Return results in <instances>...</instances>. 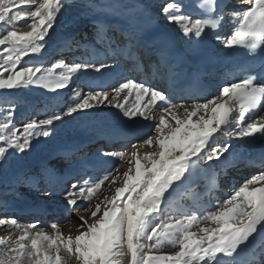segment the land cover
<instances>
[{
  "label": "snow or ice",
  "instance_id": "6c2138e0",
  "mask_svg": "<svg viewBox=\"0 0 264 264\" xmlns=\"http://www.w3.org/2000/svg\"><path fill=\"white\" fill-rule=\"evenodd\" d=\"M68 3L0 0V89L36 85L57 92L69 88L77 74L119 75L123 64L141 68L146 59L157 76L175 81L186 67L208 58L210 34L226 49L242 48L253 59L264 57V0H241L242 10L231 11L229 0H161L155 11L147 3L86 0L85 7L93 13V43L71 63L61 60L48 68L32 62L31 56L45 49L46 37ZM159 17L178 26L187 47L159 28ZM20 21L30 30L21 31ZM225 24L230 26L228 35L221 34ZM125 90L128 94L120 103ZM133 94L136 103L129 106ZM174 95V90L147 79L124 78L111 94L77 92L75 103L57 105L44 118L23 122L22 130L14 122V106L0 114V168L16 153L29 150L35 137L50 136L57 122L105 102L128 121L151 122L150 133L136 137L130 153H98L99 163L117 162L100 177L80 176L66 186L69 182L57 169L44 165L40 175L46 178L45 186L40 188L38 177L17 176L14 184H30L46 196L59 192L65 214L81 209L87 215L77 212L76 233L67 235L59 222L45 230L38 227L39 220L25 225L15 216H0V228L6 231L0 236V264H264V153L242 160L233 150L234 139L264 135V115L258 114L264 111V64L224 83L218 95L203 102L192 97L190 106L177 104ZM73 154L68 150L65 160L76 171ZM241 161L252 166L258 161L260 170L226 198L203 205L204 193L195 187L199 174L211 172L206 185L210 197L218 175L211 162L227 175L228 167ZM204 162H209L208 169L200 167ZM106 182L112 194L101 199ZM117 182L120 186L113 187ZM184 199H191V205L186 207ZM168 248L177 250L158 254Z\"/></svg>",
  "mask_w": 264,
  "mask_h": 264
},
{
  "label": "bare ground",
  "instance_id": "6f19581e",
  "mask_svg": "<svg viewBox=\"0 0 264 264\" xmlns=\"http://www.w3.org/2000/svg\"><path fill=\"white\" fill-rule=\"evenodd\" d=\"M103 2L107 3H118V4H127V5H144L151 4L153 5V11L156 10V6L161 2V0H103ZM93 13L90 12L86 7L84 2H77L75 0L69 1L64 9H62L61 13L58 15L53 28L50 30L49 37H46V47L45 49L39 53L31 56V61L35 63H45L47 58H49L54 52H59L62 50H67V53L74 49L77 51L73 54V58H77L78 55H81L84 52V46H86L79 39V32L87 25H93L92 21ZM158 26L164 32H172L173 34L178 35L182 38V34L180 33L178 26L175 24H169L163 17L158 18ZM21 31L30 30L29 24L25 21L18 22L17 25ZM93 27V26H92ZM224 31V32H223ZM91 32V30H90ZM222 35L230 34V26L225 24L221 30ZM92 40V39H90ZM185 40V39H184ZM70 41L73 42L70 44ZM79 42L81 47L77 48L74 42ZM222 43V42H221ZM65 55H63L64 57ZM28 60V57L24 58ZM21 66H24V61L21 62ZM128 67L121 68L120 70H124ZM56 72H59L60 69H55ZM135 71V70H134ZM151 72H142L139 74L138 78H133L134 72L129 79H137V80H149L150 83H160L158 77H155ZM109 78V79H108ZM115 79L116 82L122 81L123 77H120L116 74H107L105 76H93L89 74L88 76H82L77 74L76 77L73 78V82L70 84H75L76 82L86 81L91 82L95 81V83L102 84L107 79ZM106 82V85H107ZM32 88H37V91L40 93H50L55 96H60L62 99L64 92L66 89L58 90L57 92H51L47 89L40 88L36 85H30ZM69 86V87H70ZM110 86V85H107ZM117 86V84L115 85ZM114 87V86H111ZM164 89L167 88V85L160 86ZM112 89V88H111ZM63 94V95H62ZM128 92L125 90L124 93H121V96L118 98L120 103H124V96L127 95ZM219 91L214 92L212 95H206L199 97L200 102H203L204 99H210L213 95H218ZM62 95V96H61ZM111 98V96H110ZM147 99V98H146ZM117 100H113V104H115ZM136 103L135 95H130L128 99V105ZM184 103L186 106H190L192 101H188L186 99H181L177 104ZM155 112V109L153 110ZM260 115H264V111H261ZM151 122L142 121L137 118L136 122L133 123L128 121L126 118L122 117V114L118 109L108 105L105 102L103 105L98 108L87 110L83 115H75L74 117H66L63 123L57 122L55 126L51 129V134L48 137H35L32 141V147L29 150H26V155L24 157V161L26 166H36L42 165L47 158L48 160L53 157H62L65 159V154L68 150H73L74 154L77 153L75 148H85L86 146L91 145L96 140H104L108 141L111 139H117L111 144V148L115 145H123L125 142H118L119 139H124L126 136L133 135L138 132L139 128H151ZM117 130L114 131V129ZM88 129V130H87ZM102 135L101 137L96 138L94 141H91V136L95 134ZM103 133V134H102ZM96 136V135H95ZM116 137V138H115ZM124 141V140H123ZM110 147V146H109ZM88 148V147H87ZM143 149V148H142ZM144 150V149H143ZM111 151V150H110ZM62 154V155H60ZM72 157V161L75 159H79L80 157L74 156ZM64 155V156H63ZM53 156V157H51ZM90 156V157H89ZM50 157V158H49ZM98 154L93 155L88 154L85 157H81L77 162V170L73 171L72 166L62 172L64 179L72 178L74 174L81 175L85 169H90L92 166H104V169H111L115 167L116 161H110L105 163H99ZM245 171H238L237 175L230 179V188H234L241 184L245 177L248 176L244 173ZM253 174H249L251 177ZM120 186V182L116 185V187ZM31 187V185H30ZM43 188V187H42ZM219 197L220 199H224L225 195L219 193L215 198ZM214 201H202L203 205L207 206L209 203H214ZM47 201V200H46ZM44 199L37 200H29L24 199L22 197L10 198L9 196L2 193L0 195V214L5 213L4 210L9 212L16 213L17 220L23 224V220H19L20 218L25 219L30 217L31 220H39L43 222H47L45 216L61 214L64 213V204L62 201V197L59 196L58 200L53 202H46ZM192 203V201L190 200ZM185 206L190 205V203L182 202ZM62 215V214H61ZM64 216V215H62ZM64 218L60 219L63 220ZM6 235V231L3 228H0V236ZM177 249L168 248L166 250L161 251L158 254H164V252H172Z\"/></svg>",
  "mask_w": 264,
  "mask_h": 264
},
{
  "label": "rangeland",
  "instance_id": "374dc122",
  "mask_svg": "<svg viewBox=\"0 0 264 264\" xmlns=\"http://www.w3.org/2000/svg\"><path fill=\"white\" fill-rule=\"evenodd\" d=\"M81 38H82V34L80 35V39ZM63 54L64 52H57L55 54H52L49 58H47L46 62L44 63V66L48 68L52 67L53 64H56L59 61L63 60V56H61ZM63 61L71 63L73 61H77V58H73L70 60H63ZM91 88L92 87H90L89 89L85 87L83 88V84L81 83L72 84L64 92V95H66L65 100H58V98L54 97L55 95L53 96L50 93H40L37 91V88H32L31 86H28V87H25L19 90L0 89V114H3L9 107L14 106V112H15L14 122L16 123L17 128H20L22 130L23 122H26L31 118L42 119L44 118L45 113L50 112L51 110H53V108H56L57 105H59L60 107H63L67 104L75 103L77 101V97H76L77 92H80L81 94H85L89 90H93ZM111 90L112 89H107V90H102V91H107L111 94ZM96 91H101V90H96ZM5 100H10L13 103L6 104L4 103ZM65 101H68L67 104L66 103L64 104ZM115 130H117V128H115L114 131ZM95 135L91 136V139H92L91 141H94L96 138L102 136L99 133L98 134L96 133ZM135 142L136 140L128 144L127 148H125V151L130 153L133 150L131 148V144ZM141 150L143 151L142 148ZM113 151H119V149L115 148ZM25 155H26V152L16 153L15 156L11 159L9 165L0 168V195L4 193L5 195H7V197L9 196L10 198H15L18 196V197H22L24 199H29V200L44 199L45 201L47 200L49 202L58 200L59 196L54 197V193L51 196H46L42 191H38L36 188H31V187L29 188L28 185L30 186V184H27V183L14 184L13 183L14 179L17 176H36L40 178L41 177L40 173L42 169L41 167L48 161V158H47V160L44 163H42V165H36L35 167L34 166L24 167L26 165L24 161ZM55 157H53L54 159L51 158L53 159V161L48 165V167H53L57 169V171H59V169L61 168L67 170L66 168L71 167V165L70 166L63 165L60 157H56V158ZM73 161H72V164L76 165L77 162L75 161L73 163ZM65 170H61L59 172L62 173ZM124 170H125L124 168L121 169V171H124ZM71 183H75V182H71ZM118 183L119 182L113 185V187H116ZM107 184L108 182H106L105 187L101 189V193H100L101 199L103 195L111 196L112 194L111 192L107 190ZM44 186H45V182L41 184V187H44ZM67 186H70V183ZM227 190H231L230 193L233 191L232 188H228ZM96 202H99V201L94 199L93 203H96ZM190 205H187V206H190ZM4 212L5 213L0 214V216H15L16 217L17 215L14 212H9L6 210H4ZM77 212H79L81 215H87L81 209H77L76 211L71 212L70 215L61 213L64 216H62L61 214H56L54 212L53 213L54 215L45 216V219H47L48 221L47 222L40 221V224L38 225V227H43L45 230H50L49 226L52 222H59L65 235H67L69 231L75 234L76 227L79 223L78 218H77ZM62 218L64 219L60 220ZM19 220H23L22 223L25 225L31 224L36 221V220L35 221L31 220L30 217H27L25 219L20 218Z\"/></svg>",
  "mask_w": 264,
  "mask_h": 264
},
{
  "label": "water",
  "instance_id": "95a60500",
  "mask_svg": "<svg viewBox=\"0 0 264 264\" xmlns=\"http://www.w3.org/2000/svg\"><path fill=\"white\" fill-rule=\"evenodd\" d=\"M77 1H79V2H86V0H77Z\"/></svg>",
  "mask_w": 264,
  "mask_h": 264
}]
</instances>
